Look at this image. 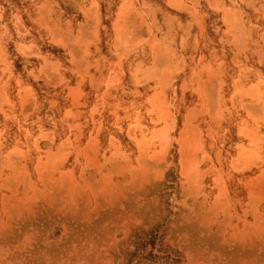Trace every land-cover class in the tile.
<instances>
[{
  "label": "rangeland",
  "instance_id": "rangeland-1",
  "mask_svg": "<svg viewBox=\"0 0 264 264\" xmlns=\"http://www.w3.org/2000/svg\"><path fill=\"white\" fill-rule=\"evenodd\" d=\"M0 264H264V0H0Z\"/></svg>",
  "mask_w": 264,
  "mask_h": 264
},
{
  "label": "bare ground",
  "instance_id": "bare-ground-1",
  "mask_svg": "<svg viewBox=\"0 0 264 264\" xmlns=\"http://www.w3.org/2000/svg\"><path fill=\"white\" fill-rule=\"evenodd\" d=\"M150 121H151V120H150ZM132 127H135V126H132ZM132 129H133V128H132ZM138 129H139V128H138ZM135 130H136V129H135ZM143 131H144V130H143ZM143 131H142V132H143ZM146 133H147V131H146ZM144 135H145V134H144Z\"/></svg>",
  "mask_w": 264,
  "mask_h": 264
}]
</instances>
